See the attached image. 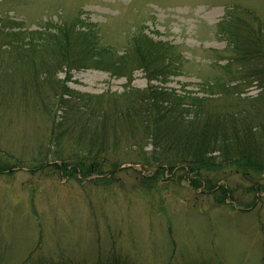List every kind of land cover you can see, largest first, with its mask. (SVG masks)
Returning <instances> with one entry per match:
<instances>
[{
	"label": "rangeland",
	"instance_id": "obj_1",
	"mask_svg": "<svg viewBox=\"0 0 264 264\" xmlns=\"http://www.w3.org/2000/svg\"><path fill=\"white\" fill-rule=\"evenodd\" d=\"M229 12L259 23L264 32V0H0V18L20 21L21 29L79 15L96 24L101 43L118 53L143 25L184 59L167 87L197 95L208 94L206 82L231 81L237 68L232 62L224 66L237 52L216 27ZM125 84V77L95 68L71 70L67 83L93 95L120 93ZM131 85L147 86L142 72H134ZM1 87V160L22 163L0 173V264H32L38 258L95 264L111 254L123 264H264V191H249L241 173L206 171L195 189L184 171L155 176L128 163L98 184L79 173L65 176L52 165L32 171L26 162L39 158L31 151L46 142L49 118L32 96L20 97L17 84ZM261 90L253 82L243 86L240 97H255ZM262 100L246 110L264 123ZM220 185L231 190L223 202L218 201Z\"/></svg>",
	"mask_w": 264,
	"mask_h": 264
},
{
	"label": "trees",
	"instance_id": "obj_2",
	"mask_svg": "<svg viewBox=\"0 0 264 264\" xmlns=\"http://www.w3.org/2000/svg\"><path fill=\"white\" fill-rule=\"evenodd\" d=\"M242 18L229 12L216 24L218 35L237 52L224 66L234 63L237 68L233 74L229 70L231 81L204 83L209 92L203 95L167 87L170 77L180 74L184 59L143 25L118 53L101 43L96 24L79 15L36 30L0 18V89L17 84L20 97L32 96L49 118L46 142L31 151L39 158L34 155L26 162L30 170L52 165L65 176L79 173L98 184L113 179L128 163L155 176L184 171L196 189L202 185V173L233 168L250 182L249 191H264V123L246 110L247 104L263 102L264 32L259 23ZM82 68L125 77L123 91L93 95L71 89L69 72ZM135 71L142 72L146 87L131 85ZM59 73L66 77L59 79ZM253 82L261 93L241 98L243 86ZM21 161H2L0 150V173ZM218 188V201L223 202L231 190ZM118 257L111 254L95 264H123ZM32 264L82 263L38 258Z\"/></svg>",
	"mask_w": 264,
	"mask_h": 264
}]
</instances>
